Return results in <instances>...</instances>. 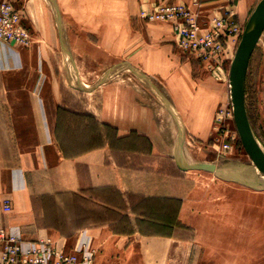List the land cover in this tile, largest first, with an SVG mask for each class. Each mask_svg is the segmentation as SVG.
I'll return each instance as SVG.
<instances>
[{
	"label": "crops",
	"instance_id": "0c3cea01",
	"mask_svg": "<svg viewBox=\"0 0 264 264\" xmlns=\"http://www.w3.org/2000/svg\"><path fill=\"white\" fill-rule=\"evenodd\" d=\"M51 1L55 30L22 23L46 27L34 41L58 44L64 82L41 46L0 53V230L66 253L83 242L91 264H264V193L255 210L253 191L187 166L214 153L229 56L211 69L176 48L172 23L138 16L179 3L201 26L227 10L242 26L254 0Z\"/></svg>",
	"mask_w": 264,
	"mask_h": 264
},
{
	"label": "built area",
	"instance_id": "2783aa9c",
	"mask_svg": "<svg viewBox=\"0 0 264 264\" xmlns=\"http://www.w3.org/2000/svg\"><path fill=\"white\" fill-rule=\"evenodd\" d=\"M232 2L234 0H226ZM139 18L145 22H170L175 34V46L183 54L214 67L221 66L226 58L228 47L240 38L242 27L234 20L231 10L225 16L212 17L207 25L201 26L198 16L183 4L157 3L151 8L140 10ZM30 44V33L22 23L21 13L12 3L0 0V53L6 49L15 51ZM232 109L220 108L217 122L222 125L223 117H231ZM222 127V126H221ZM228 149L229 144H221ZM10 211L8 202L2 207ZM3 242L0 251V264H91L92 253L82 242L71 253L48 237L34 241L23 240L19 234L0 230Z\"/></svg>",
	"mask_w": 264,
	"mask_h": 264
},
{
	"label": "rangeland",
	"instance_id": "374dc122",
	"mask_svg": "<svg viewBox=\"0 0 264 264\" xmlns=\"http://www.w3.org/2000/svg\"><path fill=\"white\" fill-rule=\"evenodd\" d=\"M259 0H254V5L250 11L254 9L255 5L258 3ZM13 5L20 11L22 19L24 20V15H26V18H31L32 20H41L45 19L46 15H44L43 10H42V5L40 4V0H15L14 2L11 0ZM25 6L26 10L25 11ZM54 8V7H53ZM46 12H47V18L46 20L51 23V28L55 30L54 22H53V15L51 13L50 8L46 5ZM248 14V17L250 15ZM29 16V17H28ZM28 21V20H26ZM247 21V20H246ZM34 24H37L35 22ZM244 24H242V28L244 27ZM25 25V24H24ZM28 26V23L26 24ZM26 26V27H27ZM35 27H27V30L30 33V44L34 46H41L42 49L46 50L48 54V59L46 60L47 67L50 71L53 73V78L55 82L57 83H63L66 76L64 71H60V68L62 67V59L60 55L56 53L58 51V44L57 43H51L50 38L47 36V40H43V42H37L34 41L36 40V37L34 35V30L35 29H42L43 33L46 34V27H38L37 25H34ZM34 29V30H32ZM240 39V38H239ZM238 41L233 44L230 52H227L226 56H229L227 58V61H225L224 64V83L225 87L227 89L228 93V70L230 66V62L233 58L236 46L239 42ZM264 44V29L253 49V58L251 59V64L249 65L248 69L246 70V75H245V81H244V97H245V106H246V112H247V117L248 121L250 123V127L252 130V133L254 137L256 138L258 144L260 145V148L262 152L264 153V47L262 45ZM66 60H63L65 62ZM67 74V78H68ZM71 77L68 78V81H70ZM79 79V78H78ZM81 82V80L79 79ZM80 87H83L81 83L79 84ZM70 89L66 85V90ZM224 109H231L230 105V99H229V93L228 97L226 99V102L224 103L223 107ZM222 126L220 129V132L217 134L218 138L215 139L214 141V153L213 155H207V162H194L191 165H187L188 167L194 166V165H202V164H210L214 165L216 167V171L221 173L220 175L214 174L208 170H196V174L204 177H209V178H216L217 180H222V181H228L230 179H242V180H250V181H258V182H264V177L261 176L256 168H251L250 164L251 161L248 158L247 154L243 150L240 142L238 135L236 133L234 123L232 116L231 117H226L222 119ZM227 143L229 144L228 149H222L221 144ZM211 160H215V162H212ZM240 164V165H239ZM246 165V166H245ZM242 167L243 169H241ZM245 168V169H244ZM253 170V171H252ZM251 171V172H250ZM204 177H198L199 179H205ZM235 182V181H234ZM238 186H240L239 189V197L240 199L242 196L246 193L243 190H251L255 194V210L261 209L262 206V199L258 197L260 195V192L264 193V189L262 190H257L250 188L240 182H236ZM225 187L222 188V194L224 200L223 202V209H230L229 204L225 202L226 197L229 196V189L228 191L224 189ZM244 188V189H243ZM246 188V189H245ZM259 194V195H258ZM197 205H195V208L197 209ZM222 209L221 207H219ZM245 209V205L239 204V209Z\"/></svg>",
	"mask_w": 264,
	"mask_h": 264
},
{
	"label": "water",
	"instance_id": "95a60500",
	"mask_svg": "<svg viewBox=\"0 0 264 264\" xmlns=\"http://www.w3.org/2000/svg\"><path fill=\"white\" fill-rule=\"evenodd\" d=\"M50 2L51 4L53 3L51 0ZM56 15H58L57 12ZM263 29L264 0H259L244 24L239 42L230 62L228 70V93L232 109V119L239 142L257 172L264 177V153L252 133L247 117L244 97V81L248 62ZM61 47L63 52L66 54L67 49L63 38H61ZM190 168L196 170H208L217 175L221 174L216 171V167L214 165L210 164L194 165ZM230 180L240 182L253 189H264V182H254L238 178Z\"/></svg>",
	"mask_w": 264,
	"mask_h": 264
},
{
	"label": "bare ground",
	"instance_id": "6f19581e",
	"mask_svg": "<svg viewBox=\"0 0 264 264\" xmlns=\"http://www.w3.org/2000/svg\"><path fill=\"white\" fill-rule=\"evenodd\" d=\"M55 15H56V13H55ZM57 16V18H58V15H56ZM71 58V57H70ZM72 61V60H71ZM71 71V70H70ZM69 75H70V73H69ZM78 77H80V76H78ZM159 106V105H158ZM162 112V111H161ZM170 113V112H169ZM181 152V151H180ZM179 158V157H178ZM177 159V158H176ZM177 161V160H176ZM240 165V164H239ZM246 166V165H245ZM250 167L251 168H254V166H253V164L251 163L250 164ZM241 169H243L242 167H240ZM245 169V168H244ZM253 171V170H252ZM251 172V171H250Z\"/></svg>",
	"mask_w": 264,
	"mask_h": 264
},
{
	"label": "flooded vegetation",
	"instance_id": "af4514ba",
	"mask_svg": "<svg viewBox=\"0 0 264 264\" xmlns=\"http://www.w3.org/2000/svg\"><path fill=\"white\" fill-rule=\"evenodd\" d=\"M262 47H264V44L262 45ZM252 58H253V54H251V57H250L249 62H248L247 69H248L249 65L251 64V62L253 61V60L251 61ZM250 61H251V62H250Z\"/></svg>",
	"mask_w": 264,
	"mask_h": 264
}]
</instances>
